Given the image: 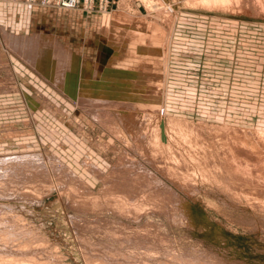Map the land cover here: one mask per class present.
Returning <instances> with one entry per match:
<instances>
[{
    "label": "rangeland",
    "instance_id": "1",
    "mask_svg": "<svg viewBox=\"0 0 264 264\" xmlns=\"http://www.w3.org/2000/svg\"><path fill=\"white\" fill-rule=\"evenodd\" d=\"M77 1L0 0V264H264V0Z\"/></svg>",
    "mask_w": 264,
    "mask_h": 264
},
{
    "label": "bare ground",
    "instance_id": "2",
    "mask_svg": "<svg viewBox=\"0 0 264 264\" xmlns=\"http://www.w3.org/2000/svg\"><path fill=\"white\" fill-rule=\"evenodd\" d=\"M205 1V0H204ZM213 1V0H212ZM211 0H210V3L212 2ZM202 2V1H201ZM207 2H209V1H207ZM215 2V1H214ZM213 2V3H214ZM205 3V2H204ZM202 4H203V2H202ZM208 4V3H207ZM5 38V40L7 39V41L9 42V43H12L13 45H15V46H13L15 49H18V48H16V47H20V45H22L21 44V42H20V39L17 37V36H12V37H4ZM35 44H30V43H28L27 44V46L25 45L24 47L26 48L25 50H27V48H28V50H30L29 48H32L33 46H34ZM37 49V48H36ZM51 50H48V49H40L39 48V50H38V53L36 54L37 56H39V58H43L44 57V55H47L49 52H50ZM35 53H36V50L34 51ZM52 53V52H51ZM51 53H49V54H51ZM60 53H63V51L62 52H60ZM59 57H61V58H66L67 59V56H59ZM69 58H71L70 56H69ZM99 114L101 115V113L99 112ZM99 114L95 111L94 113H93V115L94 116H97V117H99ZM260 138V137H259ZM263 139V138H262ZM21 157H22V155H21ZM24 157H22V159H23ZM28 158V157H27ZM32 158V157H31ZM1 159V158H0ZM6 159V158H5ZM4 159V160H5ZM11 159V158H10ZM24 159H26V157L24 158ZM7 161V160H6ZM6 170H7V168H6ZM7 173V172H6ZM4 174V173H3ZM68 174V173H67ZM6 175V174H5ZM9 175V174H8ZM13 177V176H12ZM133 181V180H132ZM125 185V184H124ZM126 187V186H125ZM128 187V186H127ZM130 187V186H129ZM128 187V188H129ZM133 187V186H132ZM6 260V259H5ZM2 261V260H1ZM7 261H8V259H7ZM27 261V260H26ZM3 263H4V261H2ZM10 262H12V261H10ZM19 262V261H18ZM23 262V261H22ZM3 263H1V264H3ZM87 263V262H86ZM7 264H8V262H7ZM12 264V263H11ZM22 264V263H21ZM29 264V263H28ZM32 264V263H31Z\"/></svg>",
    "mask_w": 264,
    "mask_h": 264
},
{
    "label": "built area",
    "instance_id": "3",
    "mask_svg": "<svg viewBox=\"0 0 264 264\" xmlns=\"http://www.w3.org/2000/svg\"><path fill=\"white\" fill-rule=\"evenodd\" d=\"M32 1L34 3L38 2L39 4L46 5V6L54 3L55 5L62 6L65 8H72V7H75L76 4H78L77 0H32Z\"/></svg>",
    "mask_w": 264,
    "mask_h": 264
}]
</instances>
